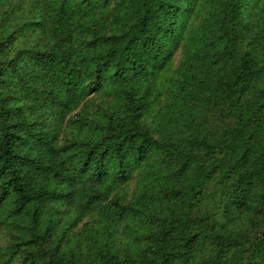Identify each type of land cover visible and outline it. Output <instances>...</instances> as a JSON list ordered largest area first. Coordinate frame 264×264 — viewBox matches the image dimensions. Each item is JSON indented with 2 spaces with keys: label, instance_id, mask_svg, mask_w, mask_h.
<instances>
[{
  "label": "trees",
  "instance_id": "trees-1",
  "mask_svg": "<svg viewBox=\"0 0 264 264\" xmlns=\"http://www.w3.org/2000/svg\"><path fill=\"white\" fill-rule=\"evenodd\" d=\"M0 264H264V0H0Z\"/></svg>",
  "mask_w": 264,
  "mask_h": 264
}]
</instances>
